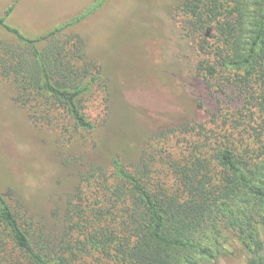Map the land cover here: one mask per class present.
Wrapping results in <instances>:
<instances>
[{"label": "trees", "instance_id": "16d2710c", "mask_svg": "<svg viewBox=\"0 0 264 264\" xmlns=\"http://www.w3.org/2000/svg\"><path fill=\"white\" fill-rule=\"evenodd\" d=\"M107 1L36 38L8 24L17 0L6 9L0 26L13 38L0 40V74L19 105L45 100L76 128H93L82 103L105 79L77 27ZM176 2L198 73L221 81L218 94L231 108L226 131L169 159L164 181H155L149 161L130 169L114 159L110 182L95 179L97 203L70 205L52 227L18 214L0 194V227L12 244V254L0 252L2 264H218L228 236L249 264H264V0ZM199 128L187 122L174 132Z\"/></svg>", "mask_w": 264, "mask_h": 264}, {"label": "rangeland", "instance_id": "374dc122", "mask_svg": "<svg viewBox=\"0 0 264 264\" xmlns=\"http://www.w3.org/2000/svg\"><path fill=\"white\" fill-rule=\"evenodd\" d=\"M87 1L22 0L17 19H69ZM176 1L108 0L77 27L106 83L95 84L82 103L92 129L76 128L45 100L35 109L19 105L12 80L0 74V194L9 195L18 214L52 227L70 205L97 203L95 179L110 182L114 159L130 169L149 161L155 181H164L169 159H183L211 133L226 131L231 108L218 94L221 81L198 73L200 57ZM6 38L13 37L0 26V40ZM187 122L202 128L174 132ZM224 241L218 264H249L237 239ZM10 249L0 227V252L12 254Z\"/></svg>", "mask_w": 264, "mask_h": 264}, {"label": "crops", "instance_id": "0c3cea01", "mask_svg": "<svg viewBox=\"0 0 264 264\" xmlns=\"http://www.w3.org/2000/svg\"><path fill=\"white\" fill-rule=\"evenodd\" d=\"M14 1L15 0H6L2 11H0V17L4 15L6 9L11 4H13ZM94 1L95 0H88L85 3L84 9L81 10V12L84 11L87 7H89ZM22 5H23L22 0H17L15 9L8 18L7 22L10 26L20 30V32L28 38L39 37L67 20V18L64 19L63 14H56L49 16L47 20H45L44 23L41 24H35L36 22H31V21H26L24 24H22L21 19H17L20 18L19 15H20V11H22Z\"/></svg>", "mask_w": 264, "mask_h": 264}]
</instances>
